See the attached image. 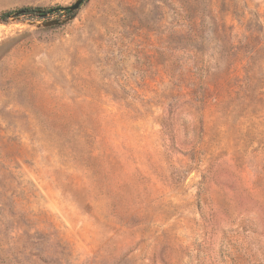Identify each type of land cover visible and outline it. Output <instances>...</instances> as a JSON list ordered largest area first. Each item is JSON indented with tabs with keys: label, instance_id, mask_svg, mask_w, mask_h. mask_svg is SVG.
Masks as SVG:
<instances>
[{
	"label": "rangeland",
	"instance_id": "374dc122",
	"mask_svg": "<svg viewBox=\"0 0 264 264\" xmlns=\"http://www.w3.org/2000/svg\"><path fill=\"white\" fill-rule=\"evenodd\" d=\"M64 13L0 24V264H264V0Z\"/></svg>",
	"mask_w": 264,
	"mask_h": 264
},
{
	"label": "water",
	"instance_id": "95a60500",
	"mask_svg": "<svg viewBox=\"0 0 264 264\" xmlns=\"http://www.w3.org/2000/svg\"><path fill=\"white\" fill-rule=\"evenodd\" d=\"M84 2H85V0H76V2L72 6H70V7H67V8H59V9L52 10V12H56V11L65 12L64 15H69V16H68L67 19H64V20H48V21H43L42 23L36 25L37 28H40V27L46 28V27H51V26H57V25H61L63 23H66V22L72 20L75 17L76 12L80 9V7L82 6V4ZM23 13H24V11H20V12L13 13L6 20H3V21L0 20V24H3L5 22H8V20L11 19V18H19V17H21V15ZM48 15H51V14L50 13L47 14L45 16V18Z\"/></svg>",
	"mask_w": 264,
	"mask_h": 264
},
{
	"label": "trees",
	"instance_id": "16d2710c",
	"mask_svg": "<svg viewBox=\"0 0 264 264\" xmlns=\"http://www.w3.org/2000/svg\"><path fill=\"white\" fill-rule=\"evenodd\" d=\"M53 14L54 12H52V10H44L41 8H27L24 9V13L21 16H33L36 18H45V16L47 14ZM12 15V13H3L0 14V20H6L7 18H9V16Z\"/></svg>",
	"mask_w": 264,
	"mask_h": 264
}]
</instances>
